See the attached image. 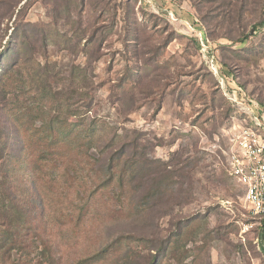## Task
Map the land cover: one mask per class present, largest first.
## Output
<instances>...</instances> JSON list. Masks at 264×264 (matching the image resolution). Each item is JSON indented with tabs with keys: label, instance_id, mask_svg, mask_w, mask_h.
Here are the masks:
<instances>
[{
	"label": "rangeland",
	"instance_id": "rangeland-1",
	"mask_svg": "<svg viewBox=\"0 0 264 264\" xmlns=\"http://www.w3.org/2000/svg\"><path fill=\"white\" fill-rule=\"evenodd\" d=\"M262 115L264 0H0V264H264L229 173Z\"/></svg>",
	"mask_w": 264,
	"mask_h": 264
},
{
	"label": "built area",
	"instance_id": "built-area-1",
	"mask_svg": "<svg viewBox=\"0 0 264 264\" xmlns=\"http://www.w3.org/2000/svg\"><path fill=\"white\" fill-rule=\"evenodd\" d=\"M230 142L229 173L242 186L243 200L264 232V116L240 127Z\"/></svg>",
	"mask_w": 264,
	"mask_h": 264
},
{
	"label": "trees",
	"instance_id": "trees-1",
	"mask_svg": "<svg viewBox=\"0 0 264 264\" xmlns=\"http://www.w3.org/2000/svg\"><path fill=\"white\" fill-rule=\"evenodd\" d=\"M243 10V9H242ZM241 17L239 18V21H241ZM204 20V19H203ZM205 21V20H204ZM239 41H242V38L241 40ZM74 116H82V114H79L78 112H74L73 113ZM22 124V122H20ZM83 124V122L81 123H70V122H57V124L53 123V122H47L46 124L45 123H42L38 129H34L36 131H45V130H52L54 132L55 129H58V130H63V133H65V135H70L73 133H77V131H79L81 125ZM95 125L93 124L92 126H90L87 130V132L85 133V135H83V138H81L79 140V144H80V148H79V152H86L88 153L89 150H90V146L88 145V143H91L92 141H94L95 139ZM49 136H46V137H43L41 138V143L43 144V147L42 149L40 150V155H39V162L40 161H44L47 162V161H51L54 159V156L59 154L60 152L58 151V146L59 145H56L57 143L59 142H62L64 144L63 141H61L60 139L63 138L60 136V134L58 133H53ZM45 133V132H44ZM62 133V132H61ZM7 141L9 140V138L6 139ZM42 141H44L45 143H43ZM64 141H67L66 139H64ZM30 142H33L30 141ZM56 145V146H55ZM27 148L28 150L30 149L31 150V146L27 145V143H23L22 144V147H21V150L24 154V158L22 159V162L25 166H29V165H32L31 167L33 168V171H34V176H36L37 174V171H38V161L34 162L33 159H32V156H33V152L31 153V151H27ZM20 163V164H21ZM111 165V166H110ZM109 165V168L113 167V164L111 163ZM31 185L33 186V189L36 191L38 197L40 198V201L42 202V195H41V192L39 190V187H38V182H37V179L34 178V180H32L31 182ZM27 187V186H26ZM12 209H13V206H12ZM14 215L15 214V211L13 210L12 212ZM30 213V212H29ZM27 212H25V215L23 217V225L26 227L27 229V234H31V232H33L35 229L39 228V225H35L31 223V220H32V215L29 214ZM18 224L20 225V223L18 222V219L17 218H13L10 220L9 222V228L7 230H5L2 234V236H0V240L3 242L2 245L3 246H7L8 244L11 243V241H13V238L14 236L16 235V232H18V229H19V226ZM260 239L263 243L264 241V232L261 231V236H260ZM0 250H2L0 248Z\"/></svg>",
	"mask_w": 264,
	"mask_h": 264
}]
</instances>
